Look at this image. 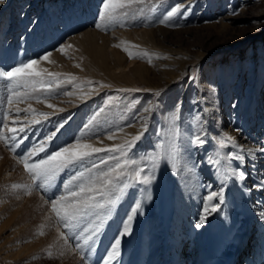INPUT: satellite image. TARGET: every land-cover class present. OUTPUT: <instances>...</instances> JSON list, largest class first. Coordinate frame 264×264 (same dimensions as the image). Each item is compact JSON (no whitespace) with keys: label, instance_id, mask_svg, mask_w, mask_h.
I'll list each match as a JSON object with an SVG mask.
<instances>
[{"label":"rangeland","instance_id":"1","mask_svg":"<svg viewBox=\"0 0 264 264\" xmlns=\"http://www.w3.org/2000/svg\"><path fill=\"white\" fill-rule=\"evenodd\" d=\"M7 1L0 3V70L39 60L43 80L54 91L21 86L16 91L30 95L10 108L9 83L0 80V135L6 138L0 140V225H8L0 227V264H105L117 239L118 255L110 264L160 263L168 249L179 250L182 264L193 257L199 264L197 248L207 244L208 232L233 221L247 229L238 263L256 228L264 239L258 225L264 224V0H143L114 21L101 20L103 0H13L14 14ZM173 8L180 11L161 23ZM93 41L99 49L117 51L129 76L120 69L116 76L101 73L92 64ZM121 42L126 43L115 46ZM123 47L149 53L151 63L149 57L130 59ZM70 77L76 79L68 83ZM37 96L44 102L37 103ZM29 107L34 111H25ZM197 137L203 142L196 143ZM77 138L109 150L123 145L127 156L95 153L65 168L50 187L34 183L18 162L41 141H48L46 152L30 163ZM124 159L137 161L126 171L143 172L115 182L119 190L111 193L115 202L107 215L93 213L71 228L57 220L50 201L64 193L71 176H95ZM167 171L174 172L178 200L171 227ZM233 189L240 196L236 203ZM150 247L157 251L153 262L146 258Z\"/></svg>","mask_w":264,"mask_h":264},{"label":"snow or ice","instance_id":"2","mask_svg":"<svg viewBox=\"0 0 264 264\" xmlns=\"http://www.w3.org/2000/svg\"><path fill=\"white\" fill-rule=\"evenodd\" d=\"M143 0H103L102 11L100 12V18L104 21H114L119 13L131 7L135 3H142ZM3 3V0H0ZM180 11L179 8H173L167 13L161 23H165L172 16L176 15ZM100 27V25H97ZM126 42H121V44L115 45L116 47H122ZM70 47V46H69ZM131 47H136L132 45ZM123 50L128 54L130 59L133 58H143L149 57L148 62L151 63V58L147 52H133L129 50V47H123ZM61 52L64 49H60ZM44 60H48V56L43 57ZM39 60H31L27 63L21 64L18 67H14L11 70H0V80L7 81L9 83L8 105L11 108L13 103H19L21 99H24L30 95V93L25 92L21 94L16 91L17 88L24 86L25 88L31 87L32 92L43 91L45 93L54 91L52 85H46L43 80V75L46 72L44 69H39ZM49 76L53 75L48 73ZM41 78L39 80L33 78ZM75 77H70L68 83L75 80ZM87 83H91L90 81ZM56 87H59L57 84ZM67 95H72V93H66ZM37 103L44 102L39 96L35 97ZM47 99V97H45ZM49 108L54 107L53 105H47ZM17 112L21 111L16 109ZM25 111H34L29 107ZM148 111V109H145ZM37 115H44L43 113H38ZM32 123H39L38 120H33ZM12 133H17V128L13 127L10 129ZM20 132L25 131L23 127L19 128ZM142 134V133H141ZM15 139V135L12 137ZM112 139V136L108 137ZM6 139L3 135H0V140ZM50 136L48 140H51ZM140 139V135L134 136L132 141L126 142L127 148H131L136 140ZM196 143H202L203 141L200 137L196 138ZM48 141H41L39 144L34 145L33 148L23 155L19 163L23 164L25 171L29 174L34 183L38 182L40 187H50L51 182L55 177L62 172L65 168L76 165L78 162L91 157L95 153L102 151H119L123 152L127 156L126 148L121 145L113 149H104L94 147L91 143L82 142L80 138L70 145L60 147L58 150L48 153L45 158L39 159L36 162H31L32 157L37 156L40 152H46V145ZM223 140L221 141V146L223 147ZM153 160L156 157L152 158ZM242 159V158H241ZM137 161L134 159H124L123 162L118 161L114 166L109 168L105 172H101L95 176L86 175L85 172H79L70 177V179L64 184V193L59 197L54 198L50 201L51 212L55 215L57 220L62 223L65 227L71 228L75 227L78 222L83 220L85 217L95 213L96 215H107L109 206L114 204V200L111 199V193L119 189L116 188V181L122 175H129L130 178H140L143 172L142 168H136L132 172L126 171L132 166L136 165ZM239 179H243V173H234ZM126 186V185H125ZM14 187H19L14 185ZM30 194V193H29ZM214 195H209L208 200L211 201ZM139 208V205H137ZM213 210L215 208L213 207ZM264 215V214H262ZM204 222L201 219V224ZM128 225H125L124 232H128ZM84 231H88L87 228ZM99 231V226L91 229L92 234ZM43 235V232L40 233ZM61 238L67 240V236L61 233ZM91 239L88 236L85 239V243ZM120 245V240L117 239L112 246V252L110 253L108 260L105 264H110V261L118 255V249Z\"/></svg>","mask_w":264,"mask_h":264},{"label":"bare ground","instance_id":"3","mask_svg":"<svg viewBox=\"0 0 264 264\" xmlns=\"http://www.w3.org/2000/svg\"><path fill=\"white\" fill-rule=\"evenodd\" d=\"M50 1H52V0H50ZM7 4L11 5V7L13 6L12 14H14V11H15V8H16L14 6V4H15L14 1L13 0H8L7 3H5L4 5L7 6ZM34 6L36 7V5H34ZM44 12H46L45 9H44ZM3 20H5V17H4ZM36 20H38V19H36ZM39 25H41V24H39ZM15 26H17V25H15ZM10 32H13L14 36H16L17 30H16V32L14 30H12ZM90 50L93 51V53L97 57L95 59H92L93 60L92 64L95 67H99V69H102L101 73L109 75V76H116V75H118L117 74V70L120 69V72L122 74L128 75L125 63L122 62L123 59L119 55V53L117 51L114 52V51H112V49L107 50L106 48L99 49V47H98V45L96 44L95 41L92 42ZM112 57H115V59H116V62H114L116 64L114 66L109 63V59L112 58ZM141 69H143L141 65L136 66V71L140 75H142L141 71H140ZM214 141H215V139H214ZM212 146L214 148L216 146V144H213ZM0 172H3V162H0ZM172 173H174V172H172ZM172 173H170L169 171L166 172L167 181H166V192H165V202H166V204H165V212L167 214V220H168L167 224L170 227L173 225V219L172 218L174 216L175 209L178 207L177 206V201L178 200H177V198H175V193H176V187H175V184H174L175 183V181H174L175 179H174V176H173ZM230 195L233 197L232 201H235V203L238 202V199L240 198V196L237 194L235 189H233V191L231 192ZM151 202H152V198L148 197V201L145 203V205H147V212H146L147 214L148 213L150 214V211H148V208L150 207ZM15 214H16V212H15ZM14 219L15 218H13V220ZM7 226L8 225H5V224L4 225L3 224L0 225V227L2 229L4 227H7ZM246 231H247V229H245L244 226L240 225L239 221H233V223H229V224L228 223L227 224L224 223L218 233H214V232H212L210 230L208 232L207 244L204 243L205 245L203 247H201V249L197 248V251H198L197 252V257L198 258L197 259L200 260V263H199V261H198V263L199 264H208L209 260L214 259V260L217 261L218 264H240L239 262L236 263L237 259H238V248H239V245H240V241H241V239L243 237V234L246 233ZM166 234H167V232H166ZM168 235H169V233H168ZM168 238L169 237H166V239H168ZM171 241H173L172 238H171ZM161 247L165 251L166 247H168V246L167 245H163L162 246V244H161ZM168 250L165 251V255L164 256L162 255L163 256L162 258L160 257L161 258L160 259V263L156 262L155 264H182V261L180 260V257H179V255H180L179 250H175L174 252H172L171 250H169L170 251L169 252ZM146 253L148 254L146 258H149L150 261L153 262L154 260L155 261L157 260V251L153 247H150L149 250L147 249ZM243 253H244V251L242 252V254ZM242 254H241V256H242ZM250 255L251 254H249V256ZM249 256H248L247 261H246L245 264H257L256 261H255L254 256H252L250 258H249ZM256 258H257V255H256Z\"/></svg>","mask_w":264,"mask_h":264}]
</instances>
